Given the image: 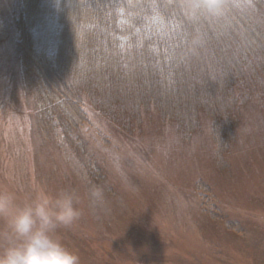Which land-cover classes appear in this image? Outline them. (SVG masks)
<instances>
[{"label": "rangeland", "instance_id": "rangeland-1", "mask_svg": "<svg viewBox=\"0 0 264 264\" xmlns=\"http://www.w3.org/2000/svg\"><path fill=\"white\" fill-rule=\"evenodd\" d=\"M0 4L9 26L0 42V190L15 193L21 206L75 190L81 215L52 235L78 255L80 264H264V113L259 104L242 108L222 167L206 117L188 141L153 111L127 134L84 99L89 121L83 133L105 166V179L91 185L73 154L42 139L15 48L17 0ZM197 182L205 187L202 196ZM226 219L239 231L227 229ZM7 232L0 217V252L7 247Z\"/></svg>", "mask_w": 264, "mask_h": 264}, {"label": "trees", "instance_id": "trees-1", "mask_svg": "<svg viewBox=\"0 0 264 264\" xmlns=\"http://www.w3.org/2000/svg\"><path fill=\"white\" fill-rule=\"evenodd\" d=\"M220 5L209 16L196 0H17L15 48L42 139L73 154L95 185L105 166L83 133L84 99L127 134L153 111L188 141L206 117L225 167L242 108L264 113V0ZM8 34L0 4V42Z\"/></svg>", "mask_w": 264, "mask_h": 264}, {"label": "clouds", "instance_id": "clouds-1", "mask_svg": "<svg viewBox=\"0 0 264 264\" xmlns=\"http://www.w3.org/2000/svg\"><path fill=\"white\" fill-rule=\"evenodd\" d=\"M220 7V0H196L197 10L209 16L217 14ZM78 203L79 196L72 189L23 206L16 202L15 193L0 190V217L8 229L0 264H80L78 255L52 235L58 227H67L79 218Z\"/></svg>", "mask_w": 264, "mask_h": 264}]
</instances>
